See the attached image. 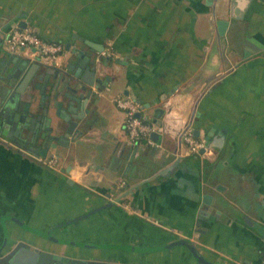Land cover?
Returning a JSON list of instances; mask_svg holds the SVG:
<instances>
[{"label":"crops","instance_id":"0c3cea01","mask_svg":"<svg viewBox=\"0 0 264 264\" xmlns=\"http://www.w3.org/2000/svg\"><path fill=\"white\" fill-rule=\"evenodd\" d=\"M219 19L227 20L221 32ZM14 22L64 49L56 65L15 54L39 64L33 83L46 84V97L36 108L35 92L18 135L0 133L1 254L22 239L82 260L198 264L184 245L132 248L187 238L214 263L263 264L264 0H0V59L11 54L2 36ZM86 67L100 85L80 105L84 132L49 148L59 164L46 166L35 144L47 118L55 124L64 121L57 111L70 113L65 92L75 93L65 79ZM118 93L163 125L160 146L128 138ZM186 125L207 143L202 154L178 155ZM93 208L52 230L57 239L39 233Z\"/></svg>","mask_w":264,"mask_h":264},{"label":"water","instance_id":"95a60500","mask_svg":"<svg viewBox=\"0 0 264 264\" xmlns=\"http://www.w3.org/2000/svg\"><path fill=\"white\" fill-rule=\"evenodd\" d=\"M217 25L219 26V31L225 27L227 24L226 19L216 20ZM20 26H25V22H20ZM90 46L95 48L97 51H102L103 46L94 44L86 40ZM244 55H247L249 52L247 49L249 45L245 47ZM8 52V51H7ZM10 53V52H9ZM28 60L23 57H18L14 53L7 54L6 57L0 59V133L11 136L12 133L19 134L21 127H26L29 125L27 120L31 115H33V104L36 100V91L40 93L39 100L37 104L35 103L36 108H39L45 101L46 97V84L33 83L34 74L36 71H33L34 68H38L39 64L29 63ZM47 72H55L53 68H48ZM56 75L59 77V72L56 70ZM96 70L89 69L86 67L85 71L77 75V78L68 77L65 79V84L67 88L72 90L75 95H71L69 91L65 92V95L70 97L69 101V110L70 113L65 112L61 109V112L57 111L58 116H60L64 121H57L55 124H51L50 118H47V123L45 125V130L41 133L42 140L39 144H35L38 148V154L46 155L47 151L51 147H56L58 144H65V141L62 139L68 137L71 133H74V136H80L84 132V123H79V120L83 119L84 111L80 105L85 104L87 99L92 93V86H99V78L95 76ZM62 75H60L61 77ZM76 76V75H75ZM41 78V76H38ZM109 77V76H107ZM18 80V82H17ZM59 82V78H58ZM57 91V85L53 86ZM8 93V94H7ZM27 94V99L25 98ZM56 94V92H55ZM7 95V99L6 96ZM9 95V96H8ZM78 101V105H74L73 99ZM63 110V111H62ZM43 112H47V106L44 107ZM140 114V113H139ZM138 114V115H139ZM66 122L65 128L63 125ZM58 131L57 134H52V130ZM194 134L198 135V132L194 130ZM151 136L157 140L158 134L152 133ZM18 141V140H14ZM32 149V148H31ZM130 149L133 153L136 151L134 144L130 145ZM135 149V150H134ZM134 150V151H133ZM203 149L200 150L202 152ZM130 157L129 152L128 155ZM120 195L119 197H121ZM118 197V198H119ZM99 208H93L87 212L81 213L77 216L68 218L56 224H53L46 232L39 231V233L47 236L48 238L57 239L53 237L52 230L70 224L74 221H77L87 215L95 212ZM12 217V216H11ZM18 223L22 224L23 222L16 217H13ZM2 224L4 223L2 219ZM3 243L7 240V232L4 227V238ZM176 245L186 246L192 255L195 257L198 264H217L204 257L202 253L199 252L192 240L187 238H177L163 245H152V246H135V250L148 252L152 250H162ZM1 251V250H0ZM142 264L140 262H112L106 260L98 259H89L82 260L76 259L65 255L51 253L45 250H39L38 248L30 245L26 241L20 239L16 244L9 248V250L3 254L0 253V264Z\"/></svg>","mask_w":264,"mask_h":264},{"label":"built area","instance_id":"2783aa9c","mask_svg":"<svg viewBox=\"0 0 264 264\" xmlns=\"http://www.w3.org/2000/svg\"><path fill=\"white\" fill-rule=\"evenodd\" d=\"M2 47L10 53H20L29 59L38 60L50 65H56L57 58L64 49L62 42L45 39L32 28L20 26L15 22L5 30ZM101 54H107V52L103 50ZM113 101L124 114V128L128 138L132 142H145L149 145L160 146L158 140H155L151 134L163 132V125L142 116V106L134 97L129 94L118 93L114 96ZM178 144L179 149L177 153L181 156L202 154L207 148V143L204 139L194 134L190 125L184 126L179 132ZM201 149H203L202 152H200ZM37 159L42 164L52 168H56L59 164L56 154L38 156ZM124 184L125 182L121 180L116 188L123 187Z\"/></svg>","mask_w":264,"mask_h":264},{"label":"flooded vegetation","instance_id":"af4514ba","mask_svg":"<svg viewBox=\"0 0 264 264\" xmlns=\"http://www.w3.org/2000/svg\"><path fill=\"white\" fill-rule=\"evenodd\" d=\"M2 41H3V36H2Z\"/></svg>","mask_w":264,"mask_h":264}]
</instances>
